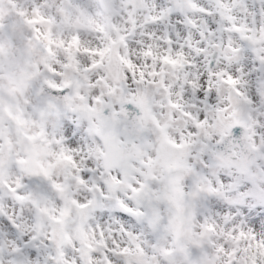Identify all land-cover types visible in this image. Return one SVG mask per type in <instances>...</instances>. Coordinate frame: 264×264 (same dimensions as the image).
<instances>
[{
	"label": "clouds",
	"instance_id": "obj_1",
	"mask_svg": "<svg viewBox=\"0 0 264 264\" xmlns=\"http://www.w3.org/2000/svg\"><path fill=\"white\" fill-rule=\"evenodd\" d=\"M124 247L264 264V0H0V264Z\"/></svg>",
	"mask_w": 264,
	"mask_h": 264
},
{
	"label": "snow or ice",
	"instance_id": "obj_2",
	"mask_svg": "<svg viewBox=\"0 0 264 264\" xmlns=\"http://www.w3.org/2000/svg\"><path fill=\"white\" fill-rule=\"evenodd\" d=\"M29 23H32V21H29ZM100 55L103 56L104 55V52H100ZM166 60H168L169 58H165ZM173 63H175V61H172ZM229 83H235L234 80H232L231 78H229ZM55 86V85H54ZM97 100H100V97L97 96L96 97ZM131 102L134 103V104H140L141 102L137 100V98L135 96L131 97ZM142 106V104H141ZM170 143H175L174 141H169ZM67 159H71V157H66ZM23 162V161H22ZM45 174L47 175V171H45ZM116 183H120V179L117 177V176H113L112 178ZM57 187H60V185H56ZM131 191L133 193H136V192H139L143 187L144 185L142 183L138 184V185H129ZM23 198V197H21ZM123 203V202H121ZM81 207H83V205H81ZM127 208V206H125ZM127 211H132L131 208H127ZM241 235H244V233L242 232ZM91 247V246H90ZM139 247V246H137ZM129 251V249L127 247H124V248H112L109 250V252L105 253V255L103 256V259L105 261V264H114V257H113V254L114 253H117V252H124V253H127Z\"/></svg>",
	"mask_w": 264,
	"mask_h": 264
}]
</instances>
